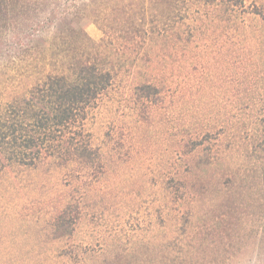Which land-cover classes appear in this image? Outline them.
<instances>
[{
  "label": "rangeland",
  "instance_id": "obj_1",
  "mask_svg": "<svg viewBox=\"0 0 264 264\" xmlns=\"http://www.w3.org/2000/svg\"><path fill=\"white\" fill-rule=\"evenodd\" d=\"M241 1L179 4L134 49L85 25L112 73L97 154L0 168V264H264V0Z\"/></svg>",
  "mask_w": 264,
  "mask_h": 264
},
{
  "label": "trees",
  "instance_id": "obj_2",
  "mask_svg": "<svg viewBox=\"0 0 264 264\" xmlns=\"http://www.w3.org/2000/svg\"><path fill=\"white\" fill-rule=\"evenodd\" d=\"M179 4L194 5L198 15L219 5L227 12L242 1L0 0V168L33 167L44 158L93 161L97 152L84 124L112 73L85 25L94 22L104 36L116 35L134 49L184 20ZM252 13L264 16L257 7ZM26 78L24 93L13 95ZM257 163L264 184V157Z\"/></svg>",
  "mask_w": 264,
  "mask_h": 264
}]
</instances>
